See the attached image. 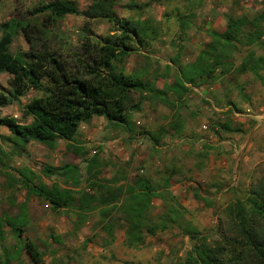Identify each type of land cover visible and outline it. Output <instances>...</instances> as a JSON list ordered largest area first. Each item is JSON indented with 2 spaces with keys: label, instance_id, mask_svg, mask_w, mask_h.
<instances>
[{
  "label": "rangeland",
  "instance_id": "obj_1",
  "mask_svg": "<svg viewBox=\"0 0 264 264\" xmlns=\"http://www.w3.org/2000/svg\"><path fill=\"white\" fill-rule=\"evenodd\" d=\"M55 1H74L82 11L96 4L91 0H0V38L7 23L48 27L47 15L36 11ZM104 5L111 6L120 20L153 21L156 40L137 46L125 69L127 74H147L153 89L165 91L172 104L143 102L140 110L131 112V132L95 117L81 125L74 142L60 140L53 147L32 142L25 152L14 149L7 141L10 132L0 126V264H33L23 241L3 221L4 216L23 214L24 206L28 227L23 239L28 237L37 246L43 255L40 264H174L187 256L194 243L177 225L146 235L143 246L129 248L125 231H103L97 213L79 225L74 210L53 211L47 201L32 194L37 185L74 193L85 190L87 167L94 158L98 160L96 176L113 180L117 175L118 187L146 176L161 188V197L153 200L150 209L152 220L178 207L185 222L203 234L225 221L229 204L245 200L264 173V86L258 79L234 75L224 81L187 85L182 99L171 88L211 41L212 33L224 32L231 17L255 18L264 11L262 0H110ZM97 6L104 11L102 4ZM48 28L44 45L60 52L77 49L83 37L119 34L117 26L102 17L69 15ZM248 48L235 51L237 66ZM250 50L263 54L264 38ZM28 51L24 35L16 32L11 52ZM11 80L10 74L0 73V93L8 96ZM42 96L31 90L19 102L0 107V117L29 123L22 116L23 106ZM138 100L133 95L130 105ZM227 124L234 132L220 128ZM161 129L166 133H159ZM143 132L159 136V146L154 147Z\"/></svg>",
  "mask_w": 264,
  "mask_h": 264
},
{
  "label": "trees",
  "instance_id": "obj_2",
  "mask_svg": "<svg viewBox=\"0 0 264 264\" xmlns=\"http://www.w3.org/2000/svg\"><path fill=\"white\" fill-rule=\"evenodd\" d=\"M91 1L102 4L104 11L96 4L89 11H82L74 1H55L42 6L36 13L46 14L49 26L69 15L102 17L114 23L119 34L83 37L77 49L65 48L60 52L44 45L50 34L49 26L40 28L30 22L3 25L0 73L10 74L12 80L8 96L0 93V107L19 102L31 90L43 94L23 106L22 116L30 120L29 123L0 117V126L6 127L11 134L7 141L20 152H25L32 142L50 147L60 140L74 142L81 125L95 117H102L131 132V112L140 110L143 102L172 104L165 91L153 89L146 80L147 74H127L125 69L137 46L145 47L156 40L158 31L153 21L120 20L111 6L109 9L104 5L110 0ZM262 4L264 7V0ZM263 26L264 11L253 19L244 15L229 18L225 31L212 33L211 41L195 61L182 70L171 87L173 92L182 99L188 93L187 85L195 87L202 82L224 81L230 76L249 74L264 86V53L258 55L250 50L264 38ZM16 32H21L29 45L25 54L11 52ZM241 46L249 48L237 66L235 51ZM133 95L140 100L131 106ZM220 128L234 132L230 124L220 125ZM159 133H166V130L161 129ZM141 135H147L154 147L159 146V136L147 132ZM69 150L80 155L73 146H69ZM97 166L96 158L88 164L87 187L79 193L58 187L48 189L43 185L33 186L31 192L47 201L53 211L74 210L79 225L88 221V215L97 213L103 231H125V244L129 248L143 246L146 235L154 236L158 231L177 225L194 246L184 259L174 264H264V173L252 184L245 200L229 204L226 220L210 233L203 234L185 222L178 207H172L157 221L152 220L153 200L162 193L161 188L146 176H139L126 187H118L117 175L113 180L101 179L95 173ZM47 172L54 171L47 169ZM25 212L26 206L21 210L23 214L15 218L4 216L3 221L14 236L23 241V249L30 261L40 264L43 255L37 246L28 237L23 239L28 227Z\"/></svg>",
  "mask_w": 264,
  "mask_h": 264
}]
</instances>
